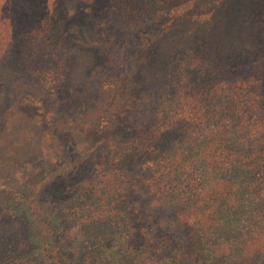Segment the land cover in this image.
I'll return each instance as SVG.
<instances>
[{"label": "trees", "instance_id": "1", "mask_svg": "<svg viewBox=\"0 0 264 264\" xmlns=\"http://www.w3.org/2000/svg\"><path fill=\"white\" fill-rule=\"evenodd\" d=\"M105 2L101 27L122 36L79 123L98 161L34 199L0 197V264H264V48L238 29L254 0ZM40 8L0 0V61L61 83L69 33L44 31ZM141 69L149 92L135 91Z\"/></svg>", "mask_w": 264, "mask_h": 264}, {"label": "rangeland", "instance_id": "2", "mask_svg": "<svg viewBox=\"0 0 264 264\" xmlns=\"http://www.w3.org/2000/svg\"><path fill=\"white\" fill-rule=\"evenodd\" d=\"M30 1L34 5L42 4L41 14L49 21L44 31L56 28L57 24L60 32L69 33L66 36L74 51V65L61 83L54 79L55 72H47L45 79L36 82L31 75L16 74L18 64L8 61L5 56L0 61L3 67L0 70V197L7 192H22L34 199L32 189L42 183H49L54 178L62 183L79 177L83 167L96 165L99 140L94 139L91 143L84 139L79 123L83 121L88 105L95 106L92 105L95 104V93L90 92L88 86L96 90L94 80L100 78L104 57L109 59L117 51V39L122 36L112 26L101 27L102 15L108 7L105 0ZM254 2L256 20H250L252 16H249L246 21L244 16L241 29L237 28L244 37L258 31L260 47L264 48V0ZM59 21L62 22L59 24ZM43 25L44 21L38 24ZM108 29L112 34L107 33ZM104 41L109 42V54L103 49ZM5 45L0 43V53L5 51ZM147 49L153 55V50ZM129 50L132 53L141 49L134 45ZM13 51L14 48L10 53ZM244 53H247L246 57L251 54L249 48ZM236 57L232 61L234 66L238 60L242 61L243 56L240 53V59ZM132 60L133 55L127 62ZM242 63L249 65V62ZM81 64L85 67L82 68ZM76 68L81 72L78 73ZM136 87L137 92H149L143 69L137 73ZM71 100L76 102L75 107ZM49 116L52 120L48 122L44 117ZM142 128L146 129L145 126Z\"/></svg>", "mask_w": 264, "mask_h": 264}]
</instances>
